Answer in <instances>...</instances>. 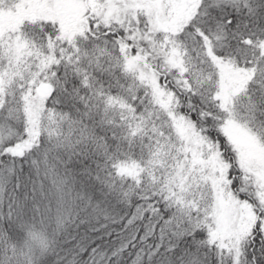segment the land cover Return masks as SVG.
I'll list each match as a JSON object with an SVG mask.
<instances>
[{
	"label": "snow or ice",
	"instance_id": "snow-or-ice-1",
	"mask_svg": "<svg viewBox=\"0 0 264 264\" xmlns=\"http://www.w3.org/2000/svg\"><path fill=\"white\" fill-rule=\"evenodd\" d=\"M0 264H264V0H0Z\"/></svg>",
	"mask_w": 264,
	"mask_h": 264
}]
</instances>
